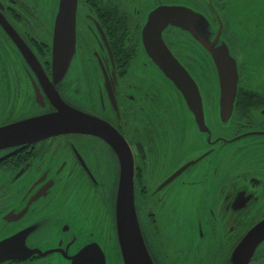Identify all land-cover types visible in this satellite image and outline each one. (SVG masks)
Instances as JSON below:
<instances>
[{
  "label": "flooded vegetation",
  "instance_id": "flooded-vegetation-1",
  "mask_svg": "<svg viewBox=\"0 0 264 264\" xmlns=\"http://www.w3.org/2000/svg\"><path fill=\"white\" fill-rule=\"evenodd\" d=\"M59 1L0 0V128L58 106L104 123L132 151L136 213L153 263L232 264L264 220V35L256 33L264 12L242 24L238 0H79L77 52L60 78L53 70ZM165 6L203 16L180 17L162 37L199 90L206 128L145 49L149 16ZM221 50L239 73L229 119L212 57ZM120 181L116 150L87 133L0 151V243L17 238L0 264H74L83 251L93 263L97 248L106 264L108 250L124 264ZM250 264H264V241Z\"/></svg>",
  "mask_w": 264,
  "mask_h": 264
},
{
  "label": "water",
  "instance_id": "water-1",
  "mask_svg": "<svg viewBox=\"0 0 264 264\" xmlns=\"http://www.w3.org/2000/svg\"><path fill=\"white\" fill-rule=\"evenodd\" d=\"M79 0H60L55 22V40L53 48V70L60 78L74 63L77 52V14ZM203 18L183 6H165L154 10L144 31L145 49L149 57L156 63L165 76L185 94L191 107L197 114L200 126L204 124V111L201 95L187 71L172 56L163 43L162 33L171 24L179 26V18L191 15ZM204 41V40H203ZM74 56V57H73ZM214 57L220 83V106L223 119L234 115L239 91V73L236 62L227 50L220 51ZM223 67L229 72L225 85ZM198 100L197 104L196 101ZM63 105V104H62ZM59 112L42 117L18 122L0 128V151L18 147L25 143H37L44 139L62 134H91L101 137L113 146L119 155L121 164V181L117 203V229L124 264H154L145 245L135 207V164L132 151L123 137L111 134L104 123L96 125L95 121L79 115L65 106ZM17 241L12 238L0 243V263L7 257L8 249ZM264 241V220L246 235L235 250L232 264H250L252 257ZM8 248L7 250H5ZM90 249H86V252ZM17 251V249H13ZM99 262L91 263L85 251L74 258V264H106L104 252L97 248Z\"/></svg>",
  "mask_w": 264,
  "mask_h": 264
},
{
  "label": "rangeland",
  "instance_id": "rangeland-1",
  "mask_svg": "<svg viewBox=\"0 0 264 264\" xmlns=\"http://www.w3.org/2000/svg\"><path fill=\"white\" fill-rule=\"evenodd\" d=\"M238 1L239 2L234 7L235 21H237V22L242 21V24H243L246 17L251 16L250 17V20H251V19H253V17H257L259 14L264 12V10H263L264 6H262V8H261L262 10L260 12L254 13V12L258 11V3H261L260 1H262V0H254V2H252L251 0H238ZM247 1H249L250 3L247 4ZM256 2H258V3H256ZM262 20H264V13L262 16ZM256 33H259L262 37L264 35V31H262V30H258ZM0 54H1V51H0ZM262 64L264 66V62H262ZM0 73H1V67H0ZM107 252L110 254V252H112V250H108ZM109 254H107V257H108L107 258V264H114V262H113L114 256L112 259V257H110Z\"/></svg>",
  "mask_w": 264,
  "mask_h": 264
},
{
  "label": "snow or ice",
  "instance_id": "snow-or-ice-1",
  "mask_svg": "<svg viewBox=\"0 0 264 264\" xmlns=\"http://www.w3.org/2000/svg\"><path fill=\"white\" fill-rule=\"evenodd\" d=\"M242 23V21H241ZM223 75H224V80H225V85L227 86L228 83V78H229V72L228 69L226 67H223ZM198 100L196 101L197 104Z\"/></svg>",
  "mask_w": 264,
  "mask_h": 264
}]
</instances>
